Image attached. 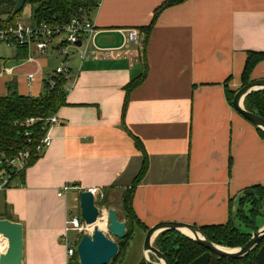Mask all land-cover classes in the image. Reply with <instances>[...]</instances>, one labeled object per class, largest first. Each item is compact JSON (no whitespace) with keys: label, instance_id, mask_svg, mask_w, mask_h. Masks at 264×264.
<instances>
[{"label":"crops","instance_id":"crops-1","mask_svg":"<svg viewBox=\"0 0 264 264\" xmlns=\"http://www.w3.org/2000/svg\"><path fill=\"white\" fill-rule=\"evenodd\" d=\"M165 1L100 0L91 12L93 46L123 47L125 32L136 30L138 59L101 54L95 60L91 52L83 62L69 58L66 103L52 114L60 123L50 131V147L0 193V219L23 228L21 264H66L65 221L79 210L81 192L100 191L102 206L124 222L122 196L142 163L131 136L148 159L131 197L132 212L146 229L160 222L224 225L244 190H264V138L227 97L244 85L248 54L264 53V0H186L161 11L146 33L142 28ZM12 52L0 55V97L9 87L40 96L43 81L59 66L49 67L54 55H47L54 52ZM54 58L58 64L64 59ZM142 73L122 116L124 87ZM28 74L34 75L30 85ZM261 79L264 60L248 83ZM65 185L71 189L58 197ZM5 252L1 247L0 256Z\"/></svg>","mask_w":264,"mask_h":264},{"label":"trees","instance_id":"trees-1","mask_svg":"<svg viewBox=\"0 0 264 264\" xmlns=\"http://www.w3.org/2000/svg\"><path fill=\"white\" fill-rule=\"evenodd\" d=\"M186 0H166L153 13L152 20L146 28H142L146 33L150 32L157 16L161 11L172 6L183 3ZM17 0H0V21L2 17L13 20L16 16L12 15L13 8ZM99 0H26L25 5L29 4L32 8V18L34 20H51L56 22H68L79 9H84L89 14L98 6ZM21 11L17 13L20 15ZM264 60V53H249L242 80L244 85L248 83V77L253 67ZM145 75L132 80L124 87L125 99L123 103L122 116L128 103L130 93L141 84ZM64 81H58L54 88H50L47 79L43 81V91L38 97L21 96L11 87L4 97H0V152L6 155H13L24 149L26 146L34 151V146L43 135L45 120L52 114H55L65 105L66 92L64 91ZM233 95L227 91L229 102H232ZM246 111L255 113L264 119V91H259L247 96L243 102ZM34 119L35 123L26 127L25 121ZM257 132L264 138V133L257 129ZM24 133H29L31 143H27ZM131 136V135H130ZM135 148L142 154V163L138 173L132 181L131 188L125 191L122 196V211L125 216L126 237L131 224L135 222L140 225L131 209L132 189L143 179L147 169V155L140 140L131 136ZM37 156L33 157L30 165ZM264 206V190L259 186L244 190L237 198V207L235 213H231V218L224 225L204 226L200 228L202 233L214 244L225 248H238L244 246L250 238V233L256 231L255 219L263 214L260 209ZM234 214V215H233ZM243 223L249 228V232L243 233L238 230L234 224V219ZM147 231L146 228L140 226ZM118 244V254L110 264H117L120 251V242ZM264 243V242H263ZM153 246L158 249L167 259L168 264H189L191 261L203 254L204 250L198 244L174 231H164L154 240ZM257 250L251 252L247 257L240 260L217 259L212 258L210 264H256L255 254ZM73 264H78L77 257L73 259ZM142 264H146L143 260Z\"/></svg>","mask_w":264,"mask_h":264},{"label":"built area","instance_id":"built-area-1","mask_svg":"<svg viewBox=\"0 0 264 264\" xmlns=\"http://www.w3.org/2000/svg\"><path fill=\"white\" fill-rule=\"evenodd\" d=\"M90 14L84 9H79L76 15L64 23L51 20H41L38 22L32 18V14L29 16V22L22 21L21 15L17 14L14 15L16 17L13 20L2 17V21H0V46L5 45L8 48H33L39 55H47L49 51H53L63 57V62L54 70L53 75L47 78L50 88H54L58 81L66 82L68 80L70 74L69 58L71 56L83 62L87 54L91 52L95 60L99 58V55L104 54V57H123L130 62H136L138 58L135 55V48L139 40L138 32L136 30L126 31L123 47L98 49L93 46L97 29L90 18ZM78 43L79 46H77ZM26 80L30 85L34 80V75L28 74ZM64 91L67 93L65 86ZM34 123V119H28L24 125L30 127ZM59 123L56 115L46 118L45 126L42 129L43 135L34 146V151L26 146L13 155H6L4 152H0V193L12 187L13 181L21 177L28 169L33 157L38 156L50 147V131ZM29 136V133H24L28 144L32 142ZM70 189L69 186H63L57 192V196L62 197ZM92 193L95 199H103V194L100 191L92 190ZM99 210L98 221H104L106 224L107 216L105 209L99 208ZM93 227L86 226L80 219V215H67L62 239L65 244L66 264H73V259L75 256L77 257L76 247L81 236L90 234ZM69 233L77 235L70 242L68 241ZM1 241L0 248L7 247L6 240H2L1 238Z\"/></svg>","mask_w":264,"mask_h":264},{"label":"water","instance_id":"water-1","mask_svg":"<svg viewBox=\"0 0 264 264\" xmlns=\"http://www.w3.org/2000/svg\"><path fill=\"white\" fill-rule=\"evenodd\" d=\"M25 1L17 0L12 15H16L23 8ZM259 91H264V79L251 81L239 88L233 95L231 106L242 118L264 133V119L255 113L246 111L243 107L245 98ZM235 210L236 207H233L232 213H235ZM105 212L108 234L116 240H123L126 237L125 222L117 218L113 208L105 209ZM79 215L82 222L90 228L97 223L100 210L95 205V197L91 191L80 193ZM164 231L178 232L203 248V254L189 264H210L213 257L240 260L254 250H257L256 264H264V225L250 234V238L244 246L231 249L212 243L200 228L176 222H160L147 229L142 243L143 259L146 264H168L166 257L153 246L156 237ZM183 231L190 233L191 236ZM0 236L7 243L5 254L0 256V264H21L24 247L22 225L9 219H0ZM117 254V242L108 238L95 226L90 234L81 236L76 247L78 264H110ZM149 256H152L154 261L150 260Z\"/></svg>","mask_w":264,"mask_h":264},{"label":"rangeland","instance_id":"rangeland-1","mask_svg":"<svg viewBox=\"0 0 264 264\" xmlns=\"http://www.w3.org/2000/svg\"><path fill=\"white\" fill-rule=\"evenodd\" d=\"M30 6L29 5H26L24 8H23V12H22V15H21V19L22 21H27L29 22V16H28V12L30 10ZM5 46H0V55H5L7 58L8 57H13V52L12 50L15 49V47H12L8 50L4 49ZM8 49V48H7ZM72 49V48H71ZM50 52V51H49ZM48 52V53H49ZM57 53L54 52V53H51V54H48L47 56H50V55H54L52 57V60L49 61V67L50 69H55L58 65L61 64V62L58 64V60H55L54 57H56ZM48 58V57H47ZM72 58V57H71ZM76 204V203H75ZM95 205L100 208V209H108L106 208L105 206H102L104 205V200H99V199H95ZM237 206V204H236ZM1 209V208H0ZM119 217L122 218L124 217V213L122 211V206L119 208ZM260 211H263V214L259 215L256 219H255V225L259 228V227H262L264 225V206L260 209ZM73 214L75 215H79V210L77 208H73ZM234 215V214H233ZM101 221V220H100ZM103 222V221H101ZM234 224L235 226L238 228V230L240 232H243V233H246V232H249V228H247L246 226L243 225V223L239 222L236 220V218L234 219ZM98 229H100L108 238H110L111 240L113 241H116V239H114L113 237H111L109 234H108V231H107V225L105 226L104 223H98ZM101 227V228H99ZM105 228V229H104ZM138 229H141L140 228V225L136 224L135 222H133V224H131V227H130V230L128 232V236L125 240L121 241L120 242V251H119V258L117 260V264H123L124 262L126 264H142L143 263V260L142 259V242H143V239H144V236H145V232H143L142 235H136V236H133L134 235V232ZM251 234V233H250ZM77 235L74 234V233H69L68 234V241L70 242L73 238H75ZM2 242V241H1ZM225 248V247H224ZM235 249V248H234ZM150 260L154 261V258L152 256H149Z\"/></svg>","mask_w":264,"mask_h":264},{"label":"bare ground","instance_id":"bare-ground-1","mask_svg":"<svg viewBox=\"0 0 264 264\" xmlns=\"http://www.w3.org/2000/svg\"><path fill=\"white\" fill-rule=\"evenodd\" d=\"M98 223H104V221L103 222H101V221H97V223L94 225L96 228L98 227ZM105 224V223H104ZM105 226H106V224H105ZM92 228V227H91ZM99 228H101V227H99ZM105 229V228H104ZM185 234H187L188 236H191L190 235V233H188V232H186V231H183ZM1 237V236H0ZM2 238V237H1ZM1 238H0V241H1ZM4 238H2V240H3ZM5 240V239H4ZM0 245H1V242H0Z\"/></svg>","mask_w":264,"mask_h":264}]
</instances>
